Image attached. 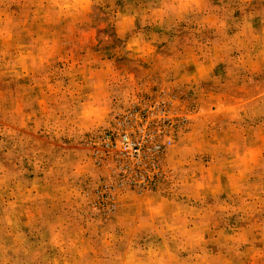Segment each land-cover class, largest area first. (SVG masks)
I'll return each instance as SVG.
<instances>
[{
  "label": "rangeland",
  "instance_id": "374dc122",
  "mask_svg": "<svg viewBox=\"0 0 264 264\" xmlns=\"http://www.w3.org/2000/svg\"><path fill=\"white\" fill-rule=\"evenodd\" d=\"M0 264H264V0H0Z\"/></svg>",
  "mask_w": 264,
  "mask_h": 264
}]
</instances>
